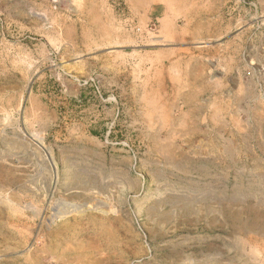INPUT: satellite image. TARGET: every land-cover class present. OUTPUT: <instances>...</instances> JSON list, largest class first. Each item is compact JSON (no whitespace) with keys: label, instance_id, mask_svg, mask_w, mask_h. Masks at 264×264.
I'll return each instance as SVG.
<instances>
[{"label":"rangeland","instance_id":"obj_1","mask_svg":"<svg viewBox=\"0 0 264 264\" xmlns=\"http://www.w3.org/2000/svg\"><path fill=\"white\" fill-rule=\"evenodd\" d=\"M240 15L264 16V0H0V264H264V63L229 148L214 138L205 158L180 133L201 126L181 100L182 57L196 61L183 37ZM164 63L167 88L148 82ZM107 69L124 81L113 90ZM80 95L118 109L76 113Z\"/></svg>","mask_w":264,"mask_h":264},{"label":"crops","instance_id":"obj_2","mask_svg":"<svg viewBox=\"0 0 264 264\" xmlns=\"http://www.w3.org/2000/svg\"><path fill=\"white\" fill-rule=\"evenodd\" d=\"M253 17L240 15L239 18L231 16L228 19H221V17H218V20L215 17L213 23H211L226 22L228 23L226 27H213V25L210 26V20L202 21L198 19L191 22V24H194L192 25L194 30L190 36L187 39L185 37L182 39V41H186V47H182L184 49L182 51L187 52L186 58L190 56V59L196 61L195 64H190L192 71L184 70L185 55L182 52L184 57H182L181 63V100L182 102H188L191 99V101L197 102L194 110L199 115L198 123L201 126L182 128L180 133L184 136L182 143L186 141L188 144L191 141L203 142L205 145V158L210 159L212 157L214 150L209 144L214 143L219 137H223L224 143L229 148V138L227 137L231 129L229 120L236 112L237 103L244 104L245 112L252 107L253 93L243 87L246 82H257L248 74L252 71L251 63H264V32L261 30L259 34H254L251 32L250 27L248 28L245 25L252 22L253 19H255L254 22H264V16L257 15ZM189 20V17H187L186 29L188 35L190 32ZM237 21H241L244 25L242 24L238 28L232 25L236 24ZM184 31L185 27L182 26V35H184ZM90 59L91 57L86 61L89 62ZM207 63L213 65L212 69L217 74L219 73L215 77L221 80H209ZM89 70L91 72L92 68L90 67ZM162 71L164 77L157 80V69L155 65L152 66L150 72L154 78L150 77L148 82H163L166 88L169 87L173 82V64L164 63ZM101 74L102 82L105 83L104 87H107L108 90H113L114 87L119 86V82H124L119 79L118 73L110 69L101 71ZM48 77L39 80V82H56V79H52L50 75ZM225 80L232 84L231 88L224 84ZM69 82L77 81L71 80ZM185 89L186 91H184ZM70 102L72 111L86 115L105 112L114 113L118 109V99L114 96L94 99L80 95L70 97ZM90 125L92 126V124ZM188 135H197V138L187 139ZM214 138L216 139L214 140Z\"/></svg>","mask_w":264,"mask_h":264}]
</instances>
